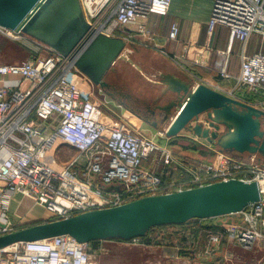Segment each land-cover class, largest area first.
Segmentation results:
<instances>
[{
	"label": "built area",
	"instance_id": "2783aa9c",
	"mask_svg": "<svg viewBox=\"0 0 264 264\" xmlns=\"http://www.w3.org/2000/svg\"><path fill=\"white\" fill-rule=\"evenodd\" d=\"M212 1L209 33L218 24L230 30V47L217 51L215 68L221 76H231L229 54L239 39L240 72L230 94L253 104L238 92H264V52L246 53L253 34L264 36V0ZM172 2L81 0L94 34L122 36L129 44L137 35L147 36L149 16L166 15ZM179 32V25L172 23L170 38L177 39ZM4 39L20 43L32 56L19 63H0V235L18 230L20 223L10 216L16 194L32 198L55 220L218 181L264 180L258 153L243 159L220 152L211 161L175 153L123 120L107 118L84 83L85 75L69 57L22 30L0 25V43ZM59 143L77 151L64 165L56 155ZM109 185L120 189L107 190ZM242 213L245 225L209 232L201 252L218 251L225 236L244 250L255 249L264 240V199ZM97 254L90 243L60 235L2 248L0 264H99ZM256 264H264V259Z\"/></svg>",
	"mask_w": 264,
	"mask_h": 264
},
{
	"label": "water",
	"instance_id": "95a60500",
	"mask_svg": "<svg viewBox=\"0 0 264 264\" xmlns=\"http://www.w3.org/2000/svg\"><path fill=\"white\" fill-rule=\"evenodd\" d=\"M0 25L22 30L69 57L93 84L108 86L106 77L128 50L122 36L96 33L86 20L81 0H0ZM177 96L179 112L165 130L168 137L189 131L222 150L261 153L264 157V109L204 82L168 74L163 79ZM207 112L208 126L195 118ZM157 126V124H156ZM235 133L224 141L221 130ZM119 190L109 185L107 190ZM264 199V180L230 179L205 186L148 195L126 204L91 210L62 219L32 224L0 235V249L70 235L82 243L96 240H132L146 236L156 226L184 224L194 218H214L244 211Z\"/></svg>",
	"mask_w": 264,
	"mask_h": 264
},
{
	"label": "crops",
	"instance_id": "0c3cea01",
	"mask_svg": "<svg viewBox=\"0 0 264 264\" xmlns=\"http://www.w3.org/2000/svg\"><path fill=\"white\" fill-rule=\"evenodd\" d=\"M212 11V0H173L171 8L166 15L151 14L148 19V35H137L135 40L129 44L130 48L128 47L127 51L132 49L130 53L134 54V59H132V62L129 60L127 61L136 67L139 71L138 76L141 78L142 76H146L143 74L145 70L154 76L163 74L162 76L160 75L161 80L159 82L150 79L155 85L153 94H151L153 96L152 105H148L149 110L145 112L140 110L137 105L133 104V98L139 99V96L136 97L134 94L132 95L123 91L122 86L116 82L117 76L120 74V71L118 70L116 73V70L123 69L122 67L120 68V66L117 68V64H120V61H122L123 54L106 77L108 86L95 85L87 77L84 78V83L94 90V96L101 104L102 113L107 118L123 120L127 126L133 128L135 131L156 140V135H158L159 131L156 133L150 132L147 129L148 127L143 126L144 124H141V122L136 119H141V116H145L143 119L144 123H146L148 119L153 120L154 124L150 125L155 128L159 127H156V122L161 123V120L167 121L169 118L173 120L171 117L174 110L177 108V106L174 105V100L177 95L170 90L169 84L163 80L166 75L172 74L183 80L192 81L193 86L204 82L229 94L233 90L237 80L236 78L240 72L243 46L239 39L233 42L228 64L231 76L227 78L221 76L215 68V61L218 59V50H227L230 47V30L227 26L218 24L212 34L209 33L208 27ZM172 23H177L180 27L177 39H171L169 36ZM259 37H261L259 34H253L251 36L246 47L247 54H253L258 51L264 52V46L261 48ZM9 45L11 46L7 47L6 43L1 45L0 63H19L32 56L30 52L20 45L13 42L9 43ZM140 53L156 57L161 55L165 63L163 67L159 68L157 65L147 62L146 59L145 61H141V58L139 59L137 57V55H141ZM121 65H124V63ZM121 76L122 74H120V77ZM13 78L14 76L6 77L7 80ZM141 78H139V80ZM2 84L3 80L0 81V86ZM241 93L245 92H238V96L245 100H249L257 106L259 103L264 102V92L258 94L246 92L245 95ZM139 101L140 100H137V102ZM152 111L154 112L153 114ZM146 112L149 113V116L145 114ZM170 123L171 121H169V125ZM162 130L164 129H161V131ZM186 133L187 132L183 131L180 136L193 137ZM180 136L162 138L165 143L158 142L169 144ZM183 139L180 140L179 143L181 147V141H183ZM203 145L207 148L209 147L207 146L208 142L206 140H204ZM73 150L72 147L70 148V146L63 143H59L57 146V151L62 153V160L65 164L66 161L74 155ZM193 153L192 157L194 158L200 159L205 156L207 157V155L204 156L198 152ZM214 157L215 155L213 158ZM31 199L32 198L22 196L21 194L13 196L10 214L15 221H18V218L21 217L31 222L41 217L43 214L42 207L32 202ZM239 213L242 214V212ZM240 214H228L222 216L220 219L225 222L223 225H231L241 222L240 218L234 216ZM189 223L190 222H186L185 224L174 227L166 226L168 227L166 228L167 232L165 234H160V238L162 237V239L159 243L142 239L143 244L137 243L134 240L107 239L98 240L95 243L92 242L90 243V247L93 252H111L112 250L115 251L121 249V247L128 246L126 245L127 243H133L134 248L132 249L136 252L138 250L140 252H150L151 250L159 252H201L208 242V235L206 234L208 230L205 228H197L198 223ZM171 230H173V232H170ZM229 243H233L235 246L241 248L239 244L232 240H229ZM260 243L264 244V240H261ZM225 252H230V250H225Z\"/></svg>",
	"mask_w": 264,
	"mask_h": 264
},
{
	"label": "rangeland",
	"instance_id": "374dc122",
	"mask_svg": "<svg viewBox=\"0 0 264 264\" xmlns=\"http://www.w3.org/2000/svg\"><path fill=\"white\" fill-rule=\"evenodd\" d=\"M11 42H13L17 45H20V43H18V42H14L12 40L4 39L0 43V49H1V45L3 43L4 44L6 43L7 47H10L11 45H9V43H11ZM259 43L261 44V48H263L262 46H264V36L259 37ZM4 46H6V45H4ZM130 50H132V49H130ZM130 50L125 51L123 58L121 59L122 61H120V64H117V68H118V66H120V68L122 67L123 69H117L116 70V73L119 70L120 74H122L121 77H120V74H119V76H117L116 82L122 86L123 91L130 93L132 95L134 94V96H136V97L139 96L138 97L139 99L133 98V104L137 105L140 110L145 112V111L149 110L148 105H150V104L152 105V102H153V96L151 94H153L155 85L152 81H150V79L159 82L161 80V76L163 74H159L158 76H154L153 74H149L148 71L145 70L143 74H145L146 76H142V78L139 77L138 76L139 71L136 69V67L131 65V63L129 62V61L132 62V59H134V56H133L134 54L130 53L131 52ZM7 51H9V50H7ZM0 54H1V52H0ZM140 54L141 55L140 56L137 55V57L139 59L141 58V61H145V59H146L147 62H150L154 65H157V67H159V68L163 67V65L165 63L163 61L164 58L161 55L156 57V56H151L148 54L146 55L144 53H140ZM127 60H129V61H127ZM122 63H124V65H121ZM139 78H141L140 79L141 81L139 80ZM86 86L88 87L87 84H86ZM235 86H236V83L234 84V87ZM92 91L94 92V90H92ZM241 92L249 93L250 91L242 90ZM245 93H241V94L245 95ZM250 93L253 94L252 92H250ZM230 95H232V94H230ZM232 96H234V95H232ZM137 100H140V101L137 102ZM258 107H261L262 109H264V102L259 103ZM178 109H179V107L177 106V108L174 110V112L172 114V117H171L172 119L179 112ZM145 114L147 116H149L148 112H146ZM207 117H208L207 112L201 114L199 116V118H195L192 121V123H190V126L191 125L194 126L197 122L200 124H205V126H208L209 123L207 122ZM140 118L141 119L138 118L136 120L137 121L139 120V122H141V124L143 123L144 124L143 126L148 127L147 129L150 132L156 133L157 131H159L160 134L158 133V135H156L157 136L156 141L165 143L164 139H162V138L168 137L167 134L165 133V130L167 129V127L169 125V121H172V120H170V118L167 121L161 120V123L159 122L156 126V127H158V126L159 127L155 128V127H151V125L147 121H146V123H144L143 119L145 118V116L144 117L141 116ZM263 128H264V122H263ZM161 129H164V130L161 131ZM227 131H228V129L226 127H224L221 130L222 133H225ZM185 132H187L186 134H190L193 137H184V136L179 135L180 137H178V138H185V139H183L184 141H181V142H184L182 144L192 145L194 142H198L204 148H207L205 145H203V143H204L203 138L195 135L192 132H189V131H185ZM167 145H169L175 151V153L177 152L178 154L187 155L189 157H192L194 154L193 150L183 149L179 144L169 143ZM207 146H209L208 148H209V150H211L210 152L213 155H216L217 153H220V152H227L229 154L235 155V156H237L239 158H243V159L248 158V155H249V152L240 153V152H237L235 150H222L220 146L211 144L210 142H208ZM73 152H74V155L68 161H66V163L69 162L73 157H75L77 155V151L75 149L73 150ZM56 155H57V159L59 161V164H61V165L65 164V162H63V160H62V156H63L62 153L57 151ZM258 155H259V157H261V156L263 157V155H261V153H259V152H258ZM263 160H264V157L262 159V162L264 165ZM97 180L99 181L100 177L97 176ZM31 200H32V202L36 203L33 199H31ZM38 206H40V205H38ZM40 207H42V206H40ZM42 209H43V214L41 215V217L38 220H34V221L30 222V221L26 220L25 218H21V217L18 218L17 222L20 223L19 226H26V225L29 226V225H32L33 223L36 224V222L41 223V222L52 220L49 217L50 213L46 212L44 207H42ZM236 214H240V213H236ZM10 216L12 217L11 214H10ZM234 216H237L238 218L241 219V222L235 223V224L241 225V226L245 225V221L243 219V213L240 215H234ZM220 218H222V216L214 217V218H205V219L194 218L188 222H190L189 224L198 223L197 228H199V229L205 228L206 230H208L207 233L205 232L208 235L209 232H214V231H217V232L222 231L223 232L225 230L226 226H228V225H223V224H225V222L221 221ZM199 224H201V225H199ZM205 226H207V227H205ZM163 230L164 229L162 228V226H156L151 231V235L154 236V239L156 240V242L160 241V239H158V238H160V234L163 233ZM229 240H230V238H226V236H225L223 238L222 247L218 251L211 252V253H206V252H159V251H153V250H151L150 252H140L138 250L136 252L132 249V248H134L133 243L132 244L127 243L126 245H128V246L121 247V249H119V250H115V251L112 250L111 252H97L98 253L97 259H98L99 264H256L264 258V244L263 243L262 244L260 243V245L257 246L255 249L248 251V250H244L243 248H239V246H235L233 243L230 244ZM137 243L143 244V241L140 240V241H137ZM228 249L230 250V252H225V250H228Z\"/></svg>",
	"mask_w": 264,
	"mask_h": 264
},
{
	"label": "trees",
	"instance_id": "16d2710c",
	"mask_svg": "<svg viewBox=\"0 0 264 264\" xmlns=\"http://www.w3.org/2000/svg\"><path fill=\"white\" fill-rule=\"evenodd\" d=\"M183 138H178V139H176V140H173L172 141V143H175V144H179L180 142V140H182ZM184 141V140H183ZM180 145V144H179ZM181 145H182V147L183 148H185V149H191V150H193L194 152H198V153H201V154H203L204 156L205 155H207V157L205 158V157H202V158H200V159H202V160H208V161H211L212 160V158H213V154L210 152L211 150H209L208 148H204L200 143H198V142H194L192 145H185V144H182V142H181ZM177 153V152H176ZM185 224V223H184ZM177 225H181V224H169V225H163L162 226V228L164 229L163 230V234H165L166 232H167V229L166 228H168V227H174V226H177ZM166 226H168V227H166ZM22 227H25V226H18V229H20V228H22ZM155 228V227H154ZM153 230V228L149 231V233L146 235V236H143V237H141V239L142 240H147V241H149V242H153V241H155V243H159V242H156V240L154 239V236L153 235H151V231ZM170 232H173V230H171ZM149 237V238H148ZM158 239H162V237L161 238H158ZM119 240H121V239H119ZM98 240H96V241H92V242H97ZM126 241H128V240H126ZM91 242V243H92Z\"/></svg>",
	"mask_w": 264,
	"mask_h": 264
},
{
	"label": "bare ground",
	"instance_id": "6f19581e",
	"mask_svg": "<svg viewBox=\"0 0 264 264\" xmlns=\"http://www.w3.org/2000/svg\"><path fill=\"white\" fill-rule=\"evenodd\" d=\"M235 133V128L232 127L230 131H228L225 136H224V141L229 140L230 138H232V136Z\"/></svg>",
	"mask_w": 264,
	"mask_h": 264
},
{
	"label": "flooded vegetation",
	"instance_id": "af4514ba",
	"mask_svg": "<svg viewBox=\"0 0 264 264\" xmlns=\"http://www.w3.org/2000/svg\"><path fill=\"white\" fill-rule=\"evenodd\" d=\"M154 112L152 111V114H153ZM151 115V114H150ZM149 124H151V125H153L154 123H153V120H150V119H148V121H147ZM155 122V121H154ZM156 124H158V122H156ZM259 159H260V161L262 162V159H263V157L261 156V157H259ZM264 161V160H263ZM263 163V162H262Z\"/></svg>",
	"mask_w": 264,
	"mask_h": 264
}]
</instances>
